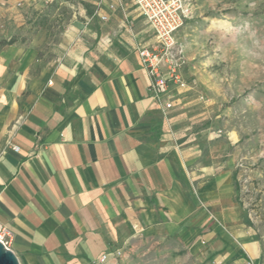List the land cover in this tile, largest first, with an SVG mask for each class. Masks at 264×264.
<instances>
[{"label":"crops","instance_id":"obj_1","mask_svg":"<svg viewBox=\"0 0 264 264\" xmlns=\"http://www.w3.org/2000/svg\"><path fill=\"white\" fill-rule=\"evenodd\" d=\"M89 1L59 58L0 47V223L21 264L113 263L137 236L264 264L233 162H203L150 89L151 24L133 0ZM30 2L0 0V19Z\"/></svg>","mask_w":264,"mask_h":264},{"label":"rangeland","instance_id":"obj_2","mask_svg":"<svg viewBox=\"0 0 264 264\" xmlns=\"http://www.w3.org/2000/svg\"><path fill=\"white\" fill-rule=\"evenodd\" d=\"M185 2L189 14L176 37L186 86L171 84V125L203 162H233L238 203L254 238L264 242V0ZM91 6L89 0L21 6L0 19V47L15 39L53 61L64 53L69 25ZM111 250L114 264H240L192 255L171 239L137 236Z\"/></svg>","mask_w":264,"mask_h":264},{"label":"built area","instance_id":"obj_3","mask_svg":"<svg viewBox=\"0 0 264 264\" xmlns=\"http://www.w3.org/2000/svg\"><path fill=\"white\" fill-rule=\"evenodd\" d=\"M120 1V0H117ZM142 15L151 24L158 39L155 46H140L138 54L141 64L148 71L150 89L157 99L158 104L167 115L172 109L171 84L185 87L186 82L180 73V68L185 62L184 48L179 45L176 34L184 25L189 9L185 0H133ZM118 5L110 4L112 9ZM107 20L108 17L103 15ZM15 150L19 146L14 145ZM0 241L9 249L11 248V231L0 223ZM107 258L102 257V261Z\"/></svg>","mask_w":264,"mask_h":264},{"label":"water","instance_id":"obj_4","mask_svg":"<svg viewBox=\"0 0 264 264\" xmlns=\"http://www.w3.org/2000/svg\"><path fill=\"white\" fill-rule=\"evenodd\" d=\"M0 264H21L18 255L0 241Z\"/></svg>","mask_w":264,"mask_h":264},{"label":"trees","instance_id":"obj_5","mask_svg":"<svg viewBox=\"0 0 264 264\" xmlns=\"http://www.w3.org/2000/svg\"><path fill=\"white\" fill-rule=\"evenodd\" d=\"M14 42H15V39H11L10 41L6 42L5 44H12V43H14ZM237 189H238V187H237ZM245 222H246L247 224L251 225V221H250V219L245 218Z\"/></svg>","mask_w":264,"mask_h":264}]
</instances>
